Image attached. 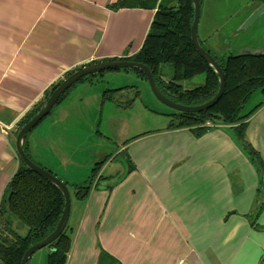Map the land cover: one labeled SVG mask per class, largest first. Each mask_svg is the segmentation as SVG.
<instances>
[{
    "label": "crops",
    "instance_id": "crops-1",
    "mask_svg": "<svg viewBox=\"0 0 264 264\" xmlns=\"http://www.w3.org/2000/svg\"><path fill=\"white\" fill-rule=\"evenodd\" d=\"M117 1L0 0V203L20 167L19 123L46 91L89 62L141 50L156 9H113ZM207 27L202 37L198 31L205 45L221 36L214 55L247 50L236 42L238 31ZM248 47L264 51V42ZM103 93L70 89L27 138L32 158L68 183L110 157L87 198L75 208L71 202L66 264H98L102 253L113 264H264V104L244 132L261 171L226 124L201 136L164 125L131 134L124 126L116 152L103 155L100 126L89 118L86 129L81 111L89 96L102 110Z\"/></svg>",
    "mask_w": 264,
    "mask_h": 264
},
{
    "label": "trees",
    "instance_id": "trees-1",
    "mask_svg": "<svg viewBox=\"0 0 264 264\" xmlns=\"http://www.w3.org/2000/svg\"><path fill=\"white\" fill-rule=\"evenodd\" d=\"M253 1L259 5L264 4V0ZM111 7L113 9L139 7L156 9V12L141 50L132 56L108 60H129L147 65L162 93L177 103L199 105L216 95L220 87L218 74L200 56L192 43L191 27L194 20L192 0H118ZM200 43L204 47L201 41ZM212 55L222 67L226 77V87L222 97L214 106L201 112L175 111L169 114L170 121L167 129L189 128L197 136H201L211 127L206 124L207 122H211L213 126L218 124L234 125L236 135L242 141L246 152L258 168L263 171L261 157L245 141L244 132L247 120L264 104V52L260 54L229 52L220 56ZM96 62L98 61H92L85 65ZM164 65H169L172 68V74H164ZM83 66L70 71L66 77ZM133 69L139 76L147 78L140 69ZM104 72L106 71L89 74L78 82L90 81L96 75H102ZM201 74L205 75L202 84L190 89L183 86V81L193 80ZM59 84L60 82L54 84L46 91L44 99L20 121L19 130L36 115ZM70 88L60 97L58 102L63 100ZM125 88L127 87L105 90L103 102L113 100L115 94ZM258 89L262 92L263 100L249 112L244 113L246 102ZM24 150L31 160L40 165L30 154L27 137L24 141ZM109 158V156L103 157L96 163L84 183L64 181L68 188L74 191L78 199H86L95 181L103 178L102 175H98ZM64 206L65 198L62 191L29 168L20 158V167L9 181L0 203L2 215L0 264H21L26 250L44 239L56 228ZM18 221L27 226L26 234L20 233ZM47 247L50 252L47 254L46 264H66L72 247L68 224L63 233ZM98 264H113V262L111 257L102 253Z\"/></svg>",
    "mask_w": 264,
    "mask_h": 264
},
{
    "label": "rangeland",
    "instance_id": "rangeland-1",
    "mask_svg": "<svg viewBox=\"0 0 264 264\" xmlns=\"http://www.w3.org/2000/svg\"><path fill=\"white\" fill-rule=\"evenodd\" d=\"M260 7L261 6L253 0H201V15L198 27L199 35L200 37L204 35V31L208 29L207 26L216 27L223 24L224 32L226 33L230 29L238 31L236 32L238 33L236 34V42L238 41L244 44L242 46H246V51H251L252 54H260L256 53L252 47H248L257 46L258 44L264 42V11H262ZM260 10L261 12H259ZM251 12L252 14L254 12H257L255 14H261L251 24L245 26ZM255 14L251 15V17L255 16ZM231 34L232 33H230V36ZM233 35L234 34H232V36ZM220 37L221 36L217 34L213 38V41L216 43L215 46L209 47L203 43L204 47L211 50L212 54L220 53L222 51L220 48ZM235 51L236 53L246 52L241 50V48H238ZM260 52L263 53L264 51ZM171 69L172 68L169 65H164V74H172ZM95 77V79H93V83L90 82L92 80L77 82V84L70 89H90V92H103L107 89L127 87L125 88L127 89L125 94H115L113 100H107L104 107L100 111L98 109L99 99H97L96 96H89L85 103L81 106V111L84 113L83 115L85 118L82 121L86 120L83 122L84 127L86 129L88 128L87 125L89 118H91L93 122L96 120L95 124L97 125L98 130L100 126L99 140L102 143L101 150L103 155H109L116 152L119 144H121L125 138L123 136V131L126 130V127L124 126H127L128 128L131 127V134L142 128L152 129L162 125L167 128L170 121L168 115L174 113L175 109L160 101L153 93L147 78L139 76L135 69L108 70L104 72V74L96 75ZM204 79L205 75L201 74L193 80L183 81L182 84L186 88H193L202 84ZM261 100H263V95L261 90L258 89L246 102L243 110L244 113L249 112ZM134 101L135 106L133 109L129 110L127 109L128 107H122L125 103H133ZM60 102L54 106L48 116L52 114L53 110L58 104H60ZM48 116L40 121L31 133L37 129V127L45 119H48ZM110 116L113 117L110 118ZM122 117H126V123L124 122L122 124V121L120 120ZM31 133H29V135ZM104 145L105 147H103ZM102 158L103 157H101V159ZM118 158H120V161L126 162L125 155L122 154ZM91 172L92 171L90 169L89 171L87 170L83 171V173H79L76 176V182L84 183ZM70 192L72 207L75 208L80 199L75 196L72 189H70ZM18 229L21 234H26L27 232V226L19 221ZM49 252L50 249L48 247L39 249L33 254L29 260V264H46L47 254Z\"/></svg>",
    "mask_w": 264,
    "mask_h": 264
},
{
    "label": "water",
    "instance_id": "water-1",
    "mask_svg": "<svg viewBox=\"0 0 264 264\" xmlns=\"http://www.w3.org/2000/svg\"><path fill=\"white\" fill-rule=\"evenodd\" d=\"M192 1L194 5V20H193V24L191 27L192 43L196 51L200 54V56L204 58L214 68L215 72L218 74L219 81H220L219 90L212 99H210L209 101L205 103L199 104V105H185L182 103H177L162 93V91L157 85V82L150 68L147 65L140 63V62L129 61V60L99 61L93 64L85 65L82 68L74 71L72 74H70L66 78H64L60 82V84L57 86V88L54 90V92L50 95V97L47 99V101L44 103V105L41 107V109L36 113V115L33 118H31L25 125H23L21 129L19 130L17 137H16V148H17L18 154L20 158L22 159V161L29 168L34 170L36 173L40 174L41 176L46 178L48 181H50L52 184L57 186L62 191L64 198H65L64 210H63L62 216L56 228L50 234H48L44 239L31 245L26 250L21 264H28L30 258L33 256V254L36 251H38L41 248L47 247L55 239H57L65 230L68 224L69 218H70L71 192L67 184L62 179H60L56 174L52 173L50 170L38 165L33 160H31L24 150V141L28 133L34 127H36L40 123V121L44 119V117H46L51 112V110L57 104L60 97L66 92V90H68L75 83H77L79 80H81L82 78H84L85 76L89 74H96L102 71L115 70V69L137 68V69H140L146 75L147 80L149 81V84L151 86V89L153 93L156 95V97L160 101L165 103L166 105L175 109V111L201 112V111H204L214 106L222 97L225 91V87H226L225 73L222 67L216 61L215 57L209 51H207L200 43V40L198 37V25H199L200 15H201V0H192ZM260 6H261L260 7L261 10L264 11V4ZM261 10L259 12H261ZM257 12H254L253 14ZM260 14L259 13L255 14V16L253 17L250 16L251 18L250 17L248 18V21L245 26L251 24ZM243 53L252 54L251 51H246ZM256 53H261V52H256Z\"/></svg>",
    "mask_w": 264,
    "mask_h": 264
},
{
    "label": "built area",
    "instance_id": "built-area-1",
    "mask_svg": "<svg viewBox=\"0 0 264 264\" xmlns=\"http://www.w3.org/2000/svg\"><path fill=\"white\" fill-rule=\"evenodd\" d=\"M208 126H213L211 122L206 123Z\"/></svg>",
    "mask_w": 264,
    "mask_h": 264
}]
</instances>
